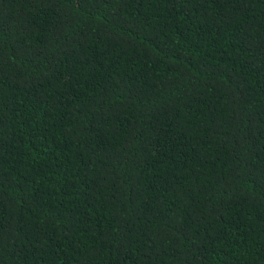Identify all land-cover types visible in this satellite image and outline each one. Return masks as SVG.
Masks as SVG:
<instances>
[{"label": "trees", "instance_id": "16d2710c", "mask_svg": "<svg viewBox=\"0 0 264 264\" xmlns=\"http://www.w3.org/2000/svg\"><path fill=\"white\" fill-rule=\"evenodd\" d=\"M0 264H264V0H0Z\"/></svg>", "mask_w": 264, "mask_h": 264}]
</instances>
